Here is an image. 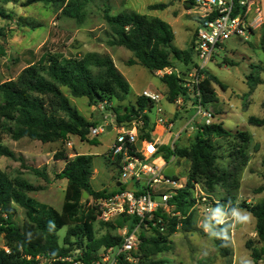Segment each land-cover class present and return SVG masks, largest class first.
Listing matches in <instances>:
<instances>
[{"label": "trees", "instance_id": "trees-1", "mask_svg": "<svg viewBox=\"0 0 264 264\" xmlns=\"http://www.w3.org/2000/svg\"><path fill=\"white\" fill-rule=\"evenodd\" d=\"M196 0L184 1L188 9ZM238 1L234 0L236 11ZM45 3L62 10L65 17L79 23L85 20V0H30L29 4ZM170 4L157 3L151 10H165ZM111 30L110 45L124 47L132 52L134 59L130 66L141 65L151 74L172 67V58L184 63L193 64L194 43L191 49L180 50L174 45L175 34L167 22L157 17L137 12H122L110 15L104 13ZM212 17L211 19H213ZM38 28V25H32ZM261 44L264 46V23L261 31ZM195 64V63H194ZM253 68V67H252ZM201 73L203 105L217 102L214 85H223L208 70ZM161 81L168 88L170 103L180 95H186L182 86L183 80L176 74L165 75ZM250 90L263 83L254 71L248 76ZM67 88L75 98H87L91 105H99L113 99L123 102L129 94V83L116 68L109 56L88 53L82 58H66L63 55L44 52L40 60L24 68L15 80L0 85V130L10 135L14 141L29 139L43 144L68 140L69 136L85 139L94 123L88 122L74 108L65 96L62 88ZM149 101L140 96L131 108L113 109L119 125H131L135 120L143 122L140 129L141 138L152 140L150 118L146 114ZM264 109V103H263ZM250 125L264 127L263 117H250ZM150 128V130H149ZM147 131V132H146ZM253 137L245 131L230 132L221 124L201 125L190 145L182 148L161 146L167 162L174 158L189 162V175L186 186L178 190L169 201L173 206L174 216L162 212L156 214L161 218L164 230H153V236L147 237V231L140 233L141 245L138 253L130 262L126 255L120 256V264H156L149 263L151 257L168 250L169 238L180 227L185 232L195 231L192 209L197 200L194 198V187L198 184L207 195L209 208L218 213L227 212L230 216L237 208H243L256 220V232L261 247L249 245L254 264L264 260V199L257 204L242 203L237 205L233 191H238L241 176L250 162L249 150ZM0 155L17 159L15 153L4 148L0 142ZM94 156L77 155L69 159L57 178L68 181L61 211L38 202L28 196L29 192L38 189L23 179H10L0 170V264H71L67 259L92 264L100 259V251L108 248H120L122 238L106 234L95 237L94 224L98 214L93 207H83L84 194L92 199L112 195L115 192L94 191L91 185ZM223 189L227 195L214 201L213 195ZM262 191V189H260ZM13 204L26 212V221L19 226L13 221ZM239 206V207H238ZM217 209H216V208ZM227 210V211H226ZM101 222V221H100ZM103 223V222H102ZM126 221L112 228H122ZM75 225V229L72 227ZM68 227L63 245L58 242V231ZM134 229L129 225V231ZM213 235L220 252L229 254L230 227L213 223ZM76 241H71V238ZM79 251V252H78Z\"/></svg>", "mask_w": 264, "mask_h": 264}, {"label": "rangeland", "instance_id": "rangeland-1", "mask_svg": "<svg viewBox=\"0 0 264 264\" xmlns=\"http://www.w3.org/2000/svg\"><path fill=\"white\" fill-rule=\"evenodd\" d=\"M184 1L189 0H85V20L79 23L75 19L65 17L62 10L53 5L42 2L29 4L30 0H0V85L15 80L24 68L37 63L44 52H50L66 58H82L88 53L109 56L130 86L125 101L113 99L109 103L110 106L104 110H99L98 105H91L87 98L73 97L67 88H62L70 104L88 122L94 123L97 128L106 124H112L114 127L113 131H106L95 138H91L89 134L85 139L69 136L68 140L63 142L43 144L29 139L14 141L9 134L0 130L1 145L13 151L17 157L12 159L0 155V170L12 180L23 179L34 185L38 190L29 192V197L61 211L68 181L57 178V174L61 173L69 159L77 155L94 156L91 177L94 191L118 192L115 183L117 178L120 179L119 169L108 159L109 149L121 128L113 109L135 106L144 90L162 93L165 96L160 106L164 109L165 117L172 118L171 121L175 123L171 133L164 132L162 128L154 125L159 115L157 108L149 104L147 115L153 126L152 138L159 139L161 146L173 149L190 145L202 125V120L196 115L195 109L192 108L187 114L180 112L179 107L169 102L168 88L161 81L162 76L151 74L141 65L128 64L134 59V55L124 47L110 45L111 30L104 17L105 11H108L110 15L137 12L160 18L172 27L175 34L174 45L180 50H186L191 49L195 41L200 20L196 5L188 9ZM257 1V8L261 10L264 21V0ZM157 3H166L170 6L165 10H151L150 6ZM252 9L251 18L256 11L255 7ZM263 23L255 24L248 39L232 36L220 44L205 68L217 77L224 87L214 85L218 100L206 107L213 114L212 122L221 124L230 132L245 131L253 137L249 150L250 162L241 176L239 190L232 192L237 205L244 202L254 205L264 199V127H256L248 122L252 116L262 118L264 112V46L261 44ZM32 25H38V28H33ZM191 55L194 60L192 65L172 58V68L178 71L183 81L190 79L188 74L192 72L196 62L198 63L195 51L194 54L191 52ZM252 71L263 80L253 92L248 83V76ZM189 100L190 97H186L184 107L190 104ZM184 107H181L183 111ZM166 163L164 174L179 179V182L186 186L189 162L174 158ZM124 189L128 190L131 187L124 182ZM226 195L227 193L220 188L213 195V199L218 201ZM206 206V203L197 202L192 209L195 231L185 232L178 227L169 238L168 250L151 257L149 263L254 264L249 245L256 247L263 245L258 241L255 218L239 206L230 216L227 212L218 213L217 210L210 212ZM83 207L95 208L92 197L88 195L84 197ZM95 213L98 214L97 209ZM238 216L247 218L238 219ZM13 221L19 226L26 221L25 210L17 204H13ZM216 221H219L220 225L226 223L230 227L227 256L219 251L214 240L213 223ZM111 225L114 227L121 225V219L115 220ZM72 227L75 229V225ZM68 229L70 228L64 227L57 233L61 245ZM94 231L98 239L106 234L122 239L124 237L122 229L104 225L99 218L94 224ZM153 234V231H147V237H152ZM71 241H76V238L72 237ZM3 244L2 238L0 246ZM140 245L141 238L138 248L131 256L138 253ZM103 252L104 250H101L99 255ZM133 261L137 263V260ZM259 264H264V260Z\"/></svg>", "mask_w": 264, "mask_h": 264}, {"label": "built area", "instance_id": "built-area-1", "mask_svg": "<svg viewBox=\"0 0 264 264\" xmlns=\"http://www.w3.org/2000/svg\"><path fill=\"white\" fill-rule=\"evenodd\" d=\"M195 2L200 20L194 41L198 63L196 62L192 72L188 74L190 79L182 82L186 95H180L174 101V106L179 107V111L182 110L181 107H184L186 97H190L188 107L195 109L196 115L202 120V125H210L213 123V114L203 105L201 83L204 75L201 71L212 60L220 44L232 36L248 39L252 35L255 24L260 25L264 21L261 10L257 8V0H239L237 11L234 0H196ZM252 7H255L256 11L251 18ZM212 17L214 18L211 19ZM171 74H176L180 78L178 71L172 67L156 73L162 77ZM141 96L157 108L159 118L155 125L162 128L164 132H170L174 123L171 121L172 118L165 117L164 109L160 106L165 96L149 90H144ZM107 106L110 104L103 102L97 108L104 110ZM186 108L187 106L184 110ZM142 126V121H133L129 126L121 125L109 149L108 159L119 169L120 179L117 178L115 183L119 190L112 195L92 199V202L101 222L113 223L117 219L126 221L125 225L120 228L124 231V237L120 248L104 250L100 259L92 264H120L119 258L123 254L126 255L128 261L133 262L131 253L138 248L140 233L165 229L162 219H156V214L162 212L168 216L175 215L172 212L174 207L170 206L169 201L184 186L179 179L164 174L163 170L167 166V161L160 150V141L159 139L151 141L142 139L140 133ZM110 127L111 130H109ZM113 130L112 124H106L101 128L93 126L89 129V136L95 138L106 131ZM119 180L124 181L125 185H129L131 189L125 190L124 182L121 183ZM193 193L197 202H207V195L200 185L195 184ZM206 209L214 212L208 205ZM129 225L134 226L131 232ZM67 260L71 264H86L72 258Z\"/></svg>", "mask_w": 264, "mask_h": 264}, {"label": "crops", "instance_id": "crops-1", "mask_svg": "<svg viewBox=\"0 0 264 264\" xmlns=\"http://www.w3.org/2000/svg\"><path fill=\"white\" fill-rule=\"evenodd\" d=\"M191 109H192V108H191L190 106H189V107L187 106V108H186L184 111H183V110H180V112H182V113L185 112V113L187 114V113H190ZM168 118H169V117H168ZM150 122H151V121H150ZM153 124L155 125V123H153ZM174 124H175V123H174ZM151 128H153V126H151ZM159 128H160V127H159ZM171 132H172V131H170L169 133H171ZM169 133H168V134H169Z\"/></svg>", "mask_w": 264, "mask_h": 264}, {"label": "clouds", "instance_id": "clouds-1", "mask_svg": "<svg viewBox=\"0 0 264 264\" xmlns=\"http://www.w3.org/2000/svg\"><path fill=\"white\" fill-rule=\"evenodd\" d=\"M246 216H238V219H246Z\"/></svg>", "mask_w": 264, "mask_h": 264}, {"label": "water", "instance_id": "water-1", "mask_svg": "<svg viewBox=\"0 0 264 264\" xmlns=\"http://www.w3.org/2000/svg\"><path fill=\"white\" fill-rule=\"evenodd\" d=\"M186 5H191L190 3H186ZM109 130H111V127L109 128ZM87 196V193L84 194V197Z\"/></svg>", "mask_w": 264, "mask_h": 264}]
</instances>
